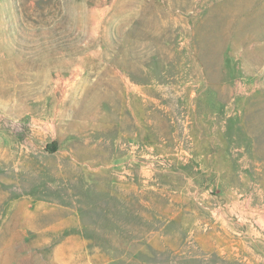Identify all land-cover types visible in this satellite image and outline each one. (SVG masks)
<instances>
[{
  "label": "rangeland",
  "instance_id": "1",
  "mask_svg": "<svg viewBox=\"0 0 264 264\" xmlns=\"http://www.w3.org/2000/svg\"><path fill=\"white\" fill-rule=\"evenodd\" d=\"M0 264H264V0H0Z\"/></svg>",
  "mask_w": 264,
  "mask_h": 264
}]
</instances>
